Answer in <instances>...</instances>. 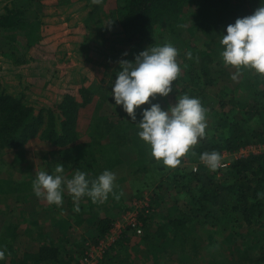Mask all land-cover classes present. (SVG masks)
<instances>
[{
    "label": "trees",
    "instance_id": "16d2710c",
    "mask_svg": "<svg viewBox=\"0 0 264 264\" xmlns=\"http://www.w3.org/2000/svg\"><path fill=\"white\" fill-rule=\"evenodd\" d=\"M82 1L90 7L88 21L92 20L100 26V4H94L92 0ZM261 6V0H117L116 8L111 12L113 23L119 25L127 33L128 40L137 45L131 56L124 60L134 61L135 55L142 52L143 48L159 42L155 35L157 25L168 30L173 44L178 41L187 22L190 23L189 28L213 43L211 48L202 49L189 40L181 41V46L185 47L177 57L181 74L178 81L173 82V92L166 98L157 96L152 101L165 109L164 100L171 101L168 102V107L171 103L175 104L178 95L187 93L198 98L207 110L208 125L206 138L192 146L190 152L181 158V164L163 175L158 186H150L156 189L166 182L167 187L171 184L173 189L185 191L187 198L183 208L178 201L169 206L157 225L151 224L150 213L142 215L144 232L138 237H141L142 244H146L148 253H152L156 259H159L160 252L172 250L180 257V264H199L198 256L204 247L200 239L203 238L202 228L205 225L209 227L206 231L209 241L222 247L223 238H214L220 231H229L227 234L223 233L224 238L225 241H232L242 226L246 225L252 232L255 231L253 225L264 221V152L250 153L247 157L238 159L231 158L227 167L216 171H210L204 164H199L197 170L193 169L194 161L203 152L232 153L242 147L264 142V77L253 70L243 69L238 82H234L231 75L236 69L223 65L220 56L222 47L219 43L221 35H226L228 25L234 24L238 18L252 15ZM44 7V0H0V45L20 46L22 42L27 51L39 45L43 39L41 26ZM0 50L3 51V56H16L8 49ZM189 52L192 53L191 59L187 56ZM12 61L19 64L26 59L19 57ZM118 70L119 65L110 74L107 87L83 86L79 89L80 98L76 93H68L53 103H43L40 107L23 91L10 92L0 76V154L5 149L21 146L31 136H40V140L55 151L63 147L69 150L79 149L80 157L76 158L80 159V165L77 168L87 173L90 180L95 177L92 176L94 171L88 173L93 166L85 163L88 159H93L95 164L99 163L101 168L119 167L122 163L120 149L138 144L139 139L136 143L135 140L139 128L130 117L124 119L122 114L115 117L113 109L103 107L105 103L115 105L110 93ZM89 104H95V118L89 124L90 139L80 142L78 121L81 110ZM145 107L149 105L141 106L137 113ZM98 136L101 139L96 142ZM146 150L145 147L141 152L143 161L156 163L153 157L145 155ZM136 163L140 164L139 159L134 158L132 165L135 166ZM151 168L153 167L145 165L141 168L142 173L149 172ZM157 169L163 170L164 167L157 166ZM15 189L9 183L0 181V202L4 197L9 198ZM145 193L142 191L136 197H143ZM186 206H189L188 210L185 209ZM122 212L123 210L118 216ZM7 215V211L1 209L0 205V244L18 237V224L12 222V217L7 220ZM113 221L114 218L111 217L99 219L93 233L95 236L91 240L108 232ZM130 236H124L112 249L107 256V264H123L127 260L133 243ZM261 242L259 245L264 248V238ZM133 244L137 249L138 243ZM45 249L49 250L45 254H37L38 258L26 252L25 260H46L47 257L54 258L58 254V249L53 245ZM237 254L228 261L230 264H239ZM246 260L249 264H264L262 256L258 258L249 255Z\"/></svg>",
    "mask_w": 264,
    "mask_h": 264
},
{
    "label": "rangeland",
    "instance_id": "374dc122",
    "mask_svg": "<svg viewBox=\"0 0 264 264\" xmlns=\"http://www.w3.org/2000/svg\"><path fill=\"white\" fill-rule=\"evenodd\" d=\"M44 3L45 7L42 11L43 24L41 26L43 39L39 45L32 47L29 51L24 49L23 46L25 44L20 41L21 39H19L18 42L22 43H20V46H18V44L15 46L12 44L10 47H8V44L0 45L2 50L8 49L13 52L12 55H16L11 57L3 56V51L0 50V76L5 81L4 84L7 85L9 91L14 93L23 91L32 99V102H36L37 107H40L43 103H53L58 98L68 93H76L77 97L80 98L79 89L83 86L100 85V87H107L110 74L119 65V61L125 57H130V54L137 48V45L133 41L128 40L129 37L127 33L111 20L110 15L117 6V0H103V2L100 3V13H102V18H100L102 23L100 26L96 25L92 20L88 21V11L90 7L86 6L88 3L85 1L44 0ZM189 24V22L185 23L186 31H182L178 41L174 42V44L171 42L168 30L157 25L155 35L159 42L153 46L172 43L178 52H180L182 48H185L181 46V41L189 40L194 43L197 48H211L213 45L212 41L189 28ZM1 37L2 31L0 30V39ZM16 46L18 49H16ZM138 47L142 46L138 45ZM142 50L144 51L145 48ZM125 53H127L126 56L124 55ZM19 57L25 58L26 61L19 64L12 61L14 58ZM231 69L233 68L231 67ZM110 97H112L111 93ZM168 102L171 101H163L165 110L168 108ZM108 104L109 103H105L103 107H105V109L107 108V110L113 109L115 117L116 115L122 114L124 119L129 118L122 110V106H110ZM94 106L93 104H89L86 108L81 110L80 120L78 121L80 142L88 138V130L90 131L89 124L94 120L96 113V107ZM139 117L140 115L138 113L135 124L139 123ZM94 134L96 135L95 128ZM100 139L101 138L98 136L95 141L97 142ZM138 139V144L120 149L121 152L119 155L122 159V163L119 167L105 169L98 165L99 174H102L105 170H110L117 175L118 173L126 172L127 168L130 166L132 168L136 167L137 170L144 165H155V169H157V166L164 167L163 170H158L157 172L153 170L154 172L148 175H143L142 172L138 174L139 177H146V182H142L144 184L141 185L140 190L146 192L144 196L150 199L152 210L150 213L152 218L151 224L157 225V223L163 219V215L167 212L169 206L175 201H178L182 207L184 204L186 205L187 198L185 191L179 192L177 189H173L171 184L167 187L166 182L160 188L156 187V189H153L150 187L158 186L163 175L173 168L166 167L157 161L156 163L144 162L141 152L145 150L146 147L147 150L145 155L147 157H152L150 146L142 141L139 136L136 137L135 143ZM44 143L46 142L40 140V136H31L21 146L15 147L14 149H5V151L0 154L1 183H9L14 189H17V186L19 187V189L14 190L15 192H13L9 198L4 197L2 199L3 201L0 202L1 209L7 211L8 214L15 212V214L19 216L23 210L30 212V201L33 203L39 199L34 195L32 189L33 180L35 179V175L30 173L32 169L39 167L35 173L42 170L51 173L59 163L62 164L65 169L64 175L70 178L68 176L71 174V169L74 168L76 171L77 165H80V159L76 158L80 155V153H78L79 149L73 148L69 150L63 147L61 150L58 149L55 151L52 147ZM219 153L221 154L222 152ZM134 158L139 159L140 164L137 165L136 163L133 167L131 163ZM223 158L224 156L222 157L223 162H228V164L231 162L229 157L225 158V160ZM85 163L91 165L93 159L85 161ZM196 164H203L200 158L194 161L193 165ZM137 185L138 180L131 178L129 188H136ZM136 193L134 197L139 195L138 192ZM153 194L154 197H152ZM17 195L20 197L18 198ZM129 201L131 200L129 199ZM43 202L44 204L42 205H47L49 210H55L57 208L55 205H49L46 201ZM129 203L126 204L129 205ZM126 204L123 205V207H125L124 210L128 207ZM42 208L46 209L43 206ZM185 209L188 210L189 206H186ZM263 222L253 225L252 227L255 231L252 232L249 231L246 225L242 226L238 230L239 234L233 235L234 239L232 241H225L224 238V234L229 233V231H220L217 236L214 235V238L216 240H222L221 238H223L222 241L224 242L221 244L223 245L222 247H219L217 243L209 241L208 235L206 234L209 227L205 225L202 228L203 238L200 239L204 247L201 248L198 256L199 264H230L228 261L237 253H239L237 254V256H239V264H249L246 260L249 255L258 258L260 256L264 257V248L259 245V243L262 244L261 241H263L264 238ZM195 226L196 225H194V228ZM199 230H201V228H199ZM78 231L74 232L75 235L82 234L80 230ZM84 234L86 238L85 241H87V239L91 240V238L95 236V234L88 231ZM141 241V237L136 236L132 238L133 243H138L137 249H132L133 252L138 254L135 258V264H180V257L178 254L171 252L172 250L166 253L160 252L158 254L159 259L154 258L152 253H148L146 244H142ZM139 242L141 243L140 245ZM133 243L132 245H134ZM85 244L86 242L83 245L82 240V244L77 250L83 249ZM6 245L7 242L1 243L0 250H4L7 256V249H5ZM252 264L255 263L252 262Z\"/></svg>",
    "mask_w": 264,
    "mask_h": 264
},
{
    "label": "clouds",
    "instance_id": "9594fccd",
    "mask_svg": "<svg viewBox=\"0 0 264 264\" xmlns=\"http://www.w3.org/2000/svg\"><path fill=\"white\" fill-rule=\"evenodd\" d=\"M92 2L100 4L103 0ZM261 5L252 15L238 18L234 24L228 25L226 35H221L220 56L224 66L236 69L231 75L234 82H238L243 69L253 70L264 77V0ZM178 55L171 43L149 46L135 55L134 61H119V70L111 85L115 105L122 106L132 121L137 120V109L149 105L139 113L137 134L150 146L151 156L169 168L179 166L181 158L190 152L192 146L206 138L208 127L207 110L198 98L187 93L178 95L175 104H170L167 110L159 103H152L157 96L166 98L173 92V82L178 81L181 74ZM187 56L191 59L192 53ZM200 161L210 171L223 167L222 155L217 151L203 152ZM64 171L63 165L58 163L51 173L36 172L32 184L34 195L49 205L61 207L67 191L78 212L82 198L103 203L114 194L117 177L110 170L91 180L85 172L76 171L67 178ZM5 258L6 252L0 250V264Z\"/></svg>",
    "mask_w": 264,
    "mask_h": 264
},
{
    "label": "crops",
    "instance_id": "0c3cea01",
    "mask_svg": "<svg viewBox=\"0 0 264 264\" xmlns=\"http://www.w3.org/2000/svg\"><path fill=\"white\" fill-rule=\"evenodd\" d=\"M88 134L86 140L90 139L89 130ZM88 161H90V159H88ZM146 162L151 163V161L148 160ZM91 165L93 166L89 168L88 173L91 174L94 171L92 176L97 178L100 175L98 168L99 163L95 164L93 162ZM154 166L152 165V170L145 174L148 175L154 172L153 170L157 172L158 169H155ZM38 168L39 167L32 169L30 173L35 175V171ZM139 169L135 173L136 167L132 168L130 166L127 168L126 172L118 173L116 175L114 194H111L107 201L103 203H93L88 197L82 198L79 201L80 210L78 212L75 210L72 196L65 191L62 206L57 207L55 210H49L47 205H42L44 204L43 200L37 199L36 202L33 203L30 201V212L23 210L19 216L15 214V212L8 214L6 217L7 220L12 217V222L18 224L16 229L18 237L17 239L13 238L7 241V245L5 246L7 248L5 264H76L83 250H77V248L81 246L82 240L83 245L85 243L84 233L86 231L94 233L99 219L105 217L115 219L118 213L124 210L125 207H123V205L129 202L131 203L129 199L132 200V197L137 194L136 192H138V194L142 192L140 190L141 185L144 184L142 182H146V177L138 176V174L142 172L141 168ZM76 171H79V169L77 168ZM76 171L72 168L71 174L68 177L71 178ZM131 178L138 180L136 188L132 186V188H129ZM42 206L46 209H43ZM78 230L81 231V235H75L74 232ZM133 236L134 235L130 236L131 242L132 238L136 237ZM52 245L58 249V254L54 258L47 257L46 260H33L32 258L28 261L25 260L26 252L37 257L36 255L39 253H47L49 249H45V247H51ZM133 248H135V246L130 245L129 257H126L127 260H124L125 262L123 264H135V258L138 254L133 252Z\"/></svg>",
    "mask_w": 264,
    "mask_h": 264
},
{
    "label": "built area",
    "instance_id": "2783aa9c",
    "mask_svg": "<svg viewBox=\"0 0 264 264\" xmlns=\"http://www.w3.org/2000/svg\"><path fill=\"white\" fill-rule=\"evenodd\" d=\"M264 152V142L242 147L236 152L223 151L222 157L238 159L247 157L250 153ZM227 156V157H226ZM227 166L228 162H223ZM197 170L199 164L193 165ZM150 199L146 196L135 197L128 207L114 219L111 228L103 236L96 240L86 241L85 247L76 264H107V256L124 236L142 235L144 232V221L142 215L151 213Z\"/></svg>",
    "mask_w": 264,
    "mask_h": 264
}]
</instances>
